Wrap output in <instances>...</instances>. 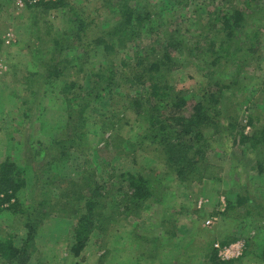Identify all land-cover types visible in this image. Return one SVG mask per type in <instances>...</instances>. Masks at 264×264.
Returning a JSON list of instances; mask_svg holds the SVG:
<instances>
[{
	"label": "rangeland",
	"instance_id": "1",
	"mask_svg": "<svg viewBox=\"0 0 264 264\" xmlns=\"http://www.w3.org/2000/svg\"><path fill=\"white\" fill-rule=\"evenodd\" d=\"M246 1L190 0L189 5L182 7L169 0H129L140 5L148 2L147 10L160 11L164 26L178 27L188 37L206 32L213 12L218 9L225 11L236 7L243 10L247 14L246 21L235 33L231 56L236 46L245 42V34L256 28L261 32L258 61L254 59L241 66L236 81L231 79V68L219 70L222 82L231 83L224 88L223 94L231 97V104L242 97L248 98L239 108L235 132L229 133L226 118H220L219 132L208 130L206 134L210 141L206 155L212 165L208 174L212 176L200 182L182 184L165 172L162 160L157 158L160 153L154 150L156 145L139 142L143 126L133 112L124 108L125 103L119 95H112L113 100L100 101L95 111L87 113L88 146L82 145L80 152L71 149L68 159L52 163L53 154L66 144L61 141L69 136L65 125L66 109L74 105V100L70 103L63 100L60 93L63 78L48 80L34 73H41L55 47L60 49L62 58L75 66L76 57L84 53L82 44L69 45L65 37L71 39L77 24L71 20L68 6L43 11L34 5L19 8L15 0H0V162L6 157L12 158L25 179L17 196L19 208L25 210V207L35 206L40 194L46 190L59 197L76 183L72 190L78 191L81 176L94 171L99 174L102 185L117 191V195L121 193L117 189L122 184L118 177L121 172L142 173L158 179L162 198L160 202L148 199L138 214L125 213L123 207L114 206L115 201L109 199L108 219L102 231L91 235L78 256H72L70 251L75 218L47 206L49 216L39 225L36 250L26 264H207L204 257L206 244L212 243L219 258L215 244L223 249L233 242L243 244L248 238L252 243L248 253L230 259H237L231 264H264V229L258 228L263 223L260 218L247 216L239 220L233 214L225 213L227 201L234 200L236 194H244L245 190L256 202L264 199V175L257 173L255 165L256 161L264 159V150H252L248 143L241 144L236 132L243 129L249 133L255 128L245 123L246 115L251 111L258 116L257 126L264 124V0H254L248 8ZM67 3L87 22V40L92 41L94 36L110 29V24L116 20L111 17L112 9L118 8L122 0H67ZM33 24L34 30L31 29ZM156 26L157 18L152 16L146 27L155 33ZM35 33L40 37L35 39ZM148 34L149 38L141 37L118 47L111 56L114 63L118 65L121 59L130 60L137 50H146L153 39V34ZM52 37L61 39L58 46L50 42ZM86 51L85 70L71 78L87 90L91 84L90 68L96 67L105 57L101 46L93 48L89 45ZM176 55L177 60L184 61L182 53ZM208 67L207 62L200 60L174 73L173 85L186 92L184 115L188 116L193 103L202 99ZM33 82L35 87L31 93ZM207 87L210 91L215 89ZM104 117L108 124L103 130L101 119ZM243 210L239 208L242 214ZM163 219L168 221L167 227L174 223L175 236L165 234L161 227ZM0 232L11 234L15 243L20 244L25 236L22 219L17 214L3 211ZM233 236L238 237L221 243ZM245 249L243 247V251Z\"/></svg>",
	"mask_w": 264,
	"mask_h": 264
},
{
	"label": "trees",
	"instance_id": "2",
	"mask_svg": "<svg viewBox=\"0 0 264 264\" xmlns=\"http://www.w3.org/2000/svg\"><path fill=\"white\" fill-rule=\"evenodd\" d=\"M169 1L174 5L185 7L189 5L190 0ZM253 1L247 0L245 7H250ZM148 5V2L140 5L137 2L132 4L129 0H122L118 8L112 9L111 17L112 19L116 17V20L110 24L112 25L110 29L103 30L102 35L94 36L92 41L87 40V22L81 13L68 5L67 0H51L34 5L43 11L68 6L71 20L77 26L71 39L64 34L62 39L65 37L69 45L81 43L84 52L76 57L77 62L74 66L62 58L60 49L55 47L50 61L44 64L41 73H34L48 80L63 78L64 82L60 88L62 98L67 103L74 100V105L66 109L65 125L70 132L69 136L61 141L66 144L61 145L58 152L53 154L52 163L56 160L68 159L71 149L80 152L83 150L82 145L88 146L87 113L95 111L100 101L113 100L112 95H119L125 103L124 108L133 112L135 119L143 126L139 142L156 145L154 150L160 153L157 158L162 160L167 174L174 176L182 184L200 182L212 176L208 174L212 165L206 155L210 146L206 134L208 130L213 133L219 132L220 118H226V128L233 134L237 128L239 108L248 101L247 97H242L231 104V97L223 95L224 88L231 83L222 82L219 70L231 68V79L236 81L241 66L247 65L254 59L258 61L261 32L256 28L245 34V42L241 46H236L235 53L231 56L235 33L246 21L247 14L243 10L236 7L225 11L218 9L213 12L206 32L188 37L178 27L170 29V26H164L161 12L156 9L147 10ZM152 16L157 18L155 33L149 32V28L146 27L150 24ZM158 28L161 31H158ZM31 29H36L35 24ZM148 33L153 34L151 36L153 39L146 50H137L130 60L121 59L118 65L114 63L111 56L118 47L125 46L129 41H137L141 37L149 38ZM33 37L37 39L40 35L35 33ZM49 40L58 46L61 39L52 37ZM89 45L93 48L101 46L105 60L96 67L90 68L91 84L86 90L71 77L83 71L84 63L88 58L86 48ZM176 53H182L184 61L177 60ZM200 60L209 65L206 75L207 84L202 89L204 90L202 99L193 103L191 113L187 116L183 114V108L187 104L186 92L173 85V75L180 68ZM233 61L236 63L233 64ZM32 84L31 93L35 87L34 82ZM207 85L215 89L210 91ZM221 99L224 101L222 102ZM220 103L223 104L222 107ZM246 116L245 123L255 128L249 133L243 132V129L237 130L238 141L241 144L248 143L252 150H264V124L257 126L258 116H254L252 111ZM107 121L105 117L101 119V129L106 128ZM255 165L257 173L260 176L264 175V159L256 161ZM118 177L122 183L117 188L121 191L119 195L116 194L117 191L106 189L99 174L94 171L81 176L78 191L72 190V186L76 183L61 192L59 197L50 194L51 190H46L41 192L40 200L35 206L25 207L23 210L19 208L20 200L17 196L25 185V179L12 158L6 157L0 162V214L8 211L12 215H19L25 236L20 244H16L11 234L2 235L0 232V264L27 263L36 250L35 238L39 225L49 216L47 206L49 208L53 206L56 211H63L69 218H75L70 251L72 256H78L89 242L91 235L96 231H102V226L108 219L106 207L109 199L115 201L114 206L121 209L123 207V211L127 214H138L145 201L150 198H154L155 202L162 200L158 179L129 171L121 172ZM239 208L244 209L243 214L239 212ZM225 213L233 214L239 220L247 216L253 218L257 216L263 222L258 227L259 230L264 229V199L262 202H256L246 190L242 195L236 194L234 200L227 201ZM169 218L174 222L172 217ZM167 223L166 219L161 221L165 234L169 237L175 236L174 223L169 227ZM237 237L225 238L221 243L226 244ZM248 239L244 242L246 249L242 252L243 256L248 253V247L252 244ZM206 246L204 257L208 260L207 264H231L237 260H220L212 243Z\"/></svg>",
	"mask_w": 264,
	"mask_h": 264
},
{
	"label": "built area",
	"instance_id": "3",
	"mask_svg": "<svg viewBox=\"0 0 264 264\" xmlns=\"http://www.w3.org/2000/svg\"><path fill=\"white\" fill-rule=\"evenodd\" d=\"M51 0H15V3L17 7L24 8L27 5H35L39 2H46ZM210 223V220L207 221V224ZM215 247L217 248V255L221 260H230L233 258L239 257L243 252L244 247V241L243 244L240 241L233 242L231 244H228L224 246L223 249L218 244H215Z\"/></svg>",
	"mask_w": 264,
	"mask_h": 264
},
{
	"label": "crops",
	"instance_id": "4",
	"mask_svg": "<svg viewBox=\"0 0 264 264\" xmlns=\"http://www.w3.org/2000/svg\"><path fill=\"white\" fill-rule=\"evenodd\" d=\"M25 35V34H24ZM16 38H19V35H16Z\"/></svg>",
	"mask_w": 264,
	"mask_h": 264
}]
</instances>
